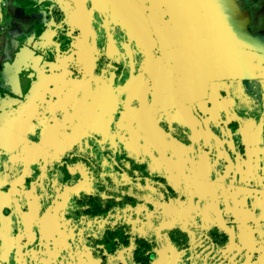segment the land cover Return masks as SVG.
I'll return each instance as SVG.
<instances>
[{"label": "flooded vegetation", "instance_id": "1", "mask_svg": "<svg viewBox=\"0 0 264 264\" xmlns=\"http://www.w3.org/2000/svg\"><path fill=\"white\" fill-rule=\"evenodd\" d=\"M211 2L0 0V264H264V39Z\"/></svg>", "mask_w": 264, "mask_h": 264}, {"label": "water", "instance_id": "2", "mask_svg": "<svg viewBox=\"0 0 264 264\" xmlns=\"http://www.w3.org/2000/svg\"><path fill=\"white\" fill-rule=\"evenodd\" d=\"M210 21H220L224 26L228 27L232 36L234 37L235 32L242 39L243 47V61H242V75L244 77L250 76L254 71L251 65H248L246 56L248 55L247 47H249L250 41L253 39H264L262 35H252L248 30L250 18L247 10L235 6L234 0H212L210 5V14L205 17Z\"/></svg>", "mask_w": 264, "mask_h": 264}, {"label": "crops", "instance_id": "3", "mask_svg": "<svg viewBox=\"0 0 264 264\" xmlns=\"http://www.w3.org/2000/svg\"><path fill=\"white\" fill-rule=\"evenodd\" d=\"M245 2L249 5V6H252V7H254V5H258V7L260 8V12H262V8H263V6H261V5H264V0H245ZM252 7H250L249 9H252ZM250 11H248V13H249ZM264 14V13H263ZM249 18H250V16H249ZM252 19V17L250 18V20ZM249 24H250V22H249ZM249 30V29H248ZM252 34V33H251ZM253 35V34H252ZM259 35V34H258ZM261 35V34H260Z\"/></svg>", "mask_w": 264, "mask_h": 264}]
</instances>
